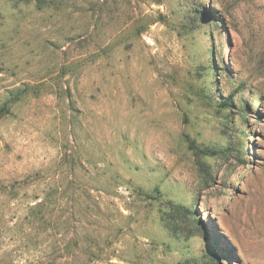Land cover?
I'll return each mask as SVG.
<instances>
[{"label":"rangeland","instance_id":"1","mask_svg":"<svg viewBox=\"0 0 264 264\" xmlns=\"http://www.w3.org/2000/svg\"><path fill=\"white\" fill-rule=\"evenodd\" d=\"M1 107L0 264H264V0H0Z\"/></svg>","mask_w":264,"mask_h":264},{"label":"trees","instance_id":"2","mask_svg":"<svg viewBox=\"0 0 264 264\" xmlns=\"http://www.w3.org/2000/svg\"><path fill=\"white\" fill-rule=\"evenodd\" d=\"M223 105L226 106L228 105V102H223ZM6 112V110L4 108H0V117Z\"/></svg>","mask_w":264,"mask_h":264}]
</instances>
